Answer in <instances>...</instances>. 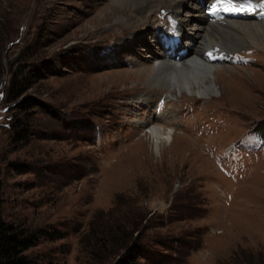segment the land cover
<instances>
[{
  "label": "rangeland",
  "instance_id": "rangeland-1",
  "mask_svg": "<svg viewBox=\"0 0 264 264\" xmlns=\"http://www.w3.org/2000/svg\"><path fill=\"white\" fill-rule=\"evenodd\" d=\"M161 10H134L131 29L115 0H0L1 213L43 233L40 263L264 254V50L233 48L251 62L216 72L219 93L164 95L157 115L159 97L139 101L165 91L148 81ZM146 125L173 129V152Z\"/></svg>",
  "mask_w": 264,
  "mask_h": 264
},
{
  "label": "bare ground",
  "instance_id": "bare-ground-1",
  "mask_svg": "<svg viewBox=\"0 0 264 264\" xmlns=\"http://www.w3.org/2000/svg\"><path fill=\"white\" fill-rule=\"evenodd\" d=\"M192 1L193 0H115L116 4L122 8L117 18L119 23H124L127 28L131 27V29L143 25L142 20L140 19L141 22L137 23L133 15L134 10L136 11L139 7H142L148 15H150L151 12L155 13L156 8L172 9L173 15L180 22L183 38L186 40L183 42L182 46L184 45L187 47L188 55L183 57L180 62L167 59L162 49L156 48L160 59L155 62V65L151 69L153 73H147V76L149 74V78H147L152 87L161 90L165 89V91H163V93L151 92L148 97L141 96L139 102L146 106L151 104V98L159 97V99H161L166 95V98L169 99V97H176L173 95L174 93H176V95L188 93L203 98L211 94L219 93L217 86H219L218 79L220 76L216 72L226 67L224 65L227 64H211L205 62L201 54H204V52L209 49L220 47L222 51L231 52L233 48L251 44L254 47L264 50V21L248 19L250 21L229 20L226 21L225 25L210 23L208 18L204 16L199 5ZM206 1L211 2L212 0ZM114 12L116 13L117 10ZM187 12L193 16L189 20L192 23L196 22L195 25H193V29L188 28L191 23L187 26L189 23L186 25V21L183 18V15ZM138 38L142 40L143 37L140 36ZM144 130L150 134L148 135L150 136L153 146L157 149V152L163 146H168L163 154L169 151L173 152L176 142L175 139L177 140L178 138L173 129H168L160 125H146L143 131Z\"/></svg>",
  "mask_w": 264,
  "mask_h": 264
},
{
  "label": "trees",
  "instance_id": "trees-1",
  "mask_svg": "<svg viewBox=\"0 0 264 264\" xmlns=\"http://www.w3.org/2000/svg\"><path fill=\"white\" fill-rule=\"evenodd\" d=\"M1 191L2 186L0 185V264H43L29 255L31 249L39 246L43 233L34 232L31 228L6 223L1 213ZM135 248H137L136 245L130 248L127 255L118 264H139L137 258L141 252H137L135 256L133 253ZM248 258L246 264H264V254H249ZM48 264L58 263L50 262Z\"/></svg>",
  "mask_w": 264,
  "mask_h": 264
},
{
  "label": "snow or ice",
  "instance_id": "snow-or-ice-1",
  "mask_svg": "<svg viewBox=\"0 0 264 264\" xmlns=\"http://www.w3.org/2000/svg\"><path fill=\"white\" fill-rule=\"evenodd\" d=\"M257 9H260V15L264 16V3L256 4L253 0H216V3L211 4V12L217 15L221 12L232 14H256ZM210 58L213 54H207ZM223 58V57H221Z\"/></svg>",
  "mask_w": 264,
  "mask_h": 264
},
{
  "label": "clouds",
  "instance_id": "clouds-1",
  "mask_svg": "<svg viewBox=\"0 0 264 264\" xmlns=\"http://www.w3.org/2000/svg\"><path fill=\"white\" fill-rule=\"evenodd\" d=\"M227 65H231V64H227ZM233 66H239V65H233Z\"/></svg>",
  "mask_w": 264,
  "mask_h": 264
}]
</instances>
